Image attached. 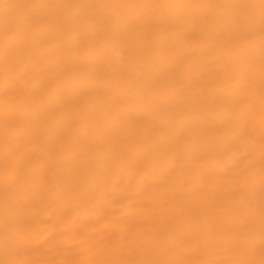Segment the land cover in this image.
<instances>
[{"label": "bare ground", "instance_id": "obj_1", "mask_svg": "<svg viewBox=\"0 0 264 264\" xmlns=\"http://www.w3.org/2000/svg\"><path fill=\"white\" fill-rule=\"evenodd\" d=\"M0 264H264V0H0Z\"/></svg>", "mask_w": 264, "mask_h": 264}]
</instances>
